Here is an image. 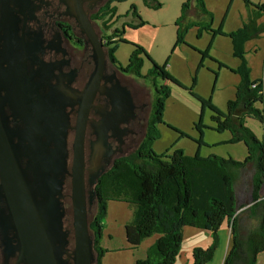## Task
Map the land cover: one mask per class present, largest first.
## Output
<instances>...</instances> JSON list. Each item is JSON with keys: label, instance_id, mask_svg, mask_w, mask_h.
I'll list each match as a JSON object with an SVG mask.
<instances>
[{"label": "trees", "instance_id": "trees-1", "mask_svg": "<svg viewBox=\"0 0 264 264\" xmlns=\"http://www.w3.org/2000/svg\"><path fill=\"white\" fill-rule=\"evenodd\" d=\"M143 1L149 5L148 0ZM190 1H194L199 12L208 16L207 23L186 18ZM155 3L154 6H159L157 1ZM260 10H264V4L248 13L239 28L229 32L233 52L241 59L238 68L241 80L235 86L234 98L227 102L226 112L216 111L211 115L217 131L228 130L231 133L230 142L242 141L246 145V157L242 161L216 154L203 157L199 154L187 155L181 149H175L170 154L155 153L151 143L159 135L157 124L162 122L168 89L166 86L157 87L153 82L155 93L142 142L133 154L117 159L112 167L103 172L94 187L95 212L90 219V229L94 234L97 264H101L105 251L100 239L108 200L133 204L132 218L124 225L125 237L131 246H138L154 233L159 234L148 246L145 257L136 259L135 264H174L180 251L184 226L203 229L211 234L209 245L192 248L191 264H205L213 257L219 242L218 229L223 222L229 228L230 239L222 264H256L257 255L264 251V195H260L264 186V133L258 138L244 124V118L254 117L264 128L261 108L264 75L263 78H249L244 43L264 32V24L257 22ZM131 12L137 13L134 7ZM113 16L117 19L122 16L116 14V7L111 8L104 24ZM137 17L136 23L124 20L120 29L115 28L113 33L117 38L109 42L111 46L107 48L109 59L136 76H152L154 79L160 75L163 79L177 82L165 68L156 64L146 75H141L145 52L139 45L134 46L126 65L115 58L118 41H124V24L134 27L144 23L139 15ZM211 19L212 15L203 0H186L175 22L176 42H183L189 26L197 25L198 34L202 29H208ZM248 169L251 172V201L237 208L235 187Z\"/></svg>", "mask_w": 264, "mask_h": 264}, {"label": "rangeland", "instance_id": "rangeland-1", "mask_svg": "<svg viewBox=\"0 0 264 264\" xmlns=\"http://www.w3.org/2000/svg\"><path fill=\"white\" fill-rule=\"evenodd\" d=\"M155 1L159 6H154ZM185 1L148 0V5L143 0H122L115 4L116 14L122 15L115 27L120 29L124 20L136 23L137 15L144 20L140 26L124 24V41H118L114 51L115 58L120 64L126 65L134 46L139 45L145 52L141 75H146L153 64H156L165 68L177 80L173 82L160 75H156L154 79L152 76L137 79L144 84L148 106L155 93L153 82L157 87L166 86L168 89L162 122L157 124L159 135L151 143L155 153L170 154L175 149H181L187 155L199 154L205 157L216 154L233 156L242 161L247 155L246 145L242 141L230 142L231 133L228 130L217 131L211 115L216 111L226 112L227 102L234 98L235 86L241 80L238 72L241 59L233 52L229 32L242 25L241 13L245 0H203L212 15L209 28L202 29L198 34L197 25L189 26L183 42H176L175 22L181 15V7ZM132 7L137 13L132 14ZM263 16L264 12L261 11L259 19ZM186 18L201 23L208 21V16L199 10L194 15L188 14ZM112 36L114 37V33ZM259 36L244 43V57L250 79L263 78L264 75V51L258 46V42L263 44V38ZM244 124L258 138L262 137L264 128L258 119L247 116ZM242 199L247 202L248 196L243 193ZM65 206L70 211L69 197ZM94 212V204L88 206L89 219ZM132 215L133 204L118 200L107 201L100 239L105 250L100 259L101 264H135L136 258L145 257L148 246L159 236L154 233L138 246H131L125 237L124 225L131 220ZM197 232L202 235H195ZM182 233L181 260L193 246L205 247L212 241L211 234L203 229L184 226ZM218 235L214 258L208 264H215L223 253L227 240L225 235L228 236L226 223L219 227ZM257 256L256 263L264 264V251Z\"/></svg>", "mask_w": 264, "mask_h": 264}, {"label": "water", "instance_id": "water-1", "mask_svg": "<svg viewBox=\"0 0 264 264\" xmlns=\"http://www.w3.org/2000/svg\"><path fill=\"white\" fill-rule=\"evenodd\" d=\"M83 26L98 58L96 71H100L104 55L101 41L88 24ZM44 67L39 69L42 76L48 71ZM14 68L20 71L18 65ZM50 79V75L37 82L17 76L0 79V89L6 91L0 95V238L5 255L17 252L18 261L24 264H97L88 206L95 203L94 187L106 169L104 165L95 167L88 180L92 189L86 192V96ZM95 89V80L91 79L87 90L94 93ZM5 102L16 126L9 124ZM75 103L80 110L69 171L66 107ZM99 129L106 131V127H95L97 134ZM66 174L70 175V211L62 200ZM260 195H264V186ZM67 213L71 223L65 228L63 218Z\"/></svg>", "mask_w": 264, "mask_h": 264}, {"label": "flooded vegetation", "instance_id": "flooded-vegetation-1", "mask_svg": "<svg viewBox=\"0 0 264 264\" xmlns=\"http://www.w3.org/2000/svg\"><path fill=\"white\" fill-rule=\"evenodd\" d=\"M120 1L0 0V79L17 76L37 82L50 75L52 83H63L69 90L82 94L81 97L86 96L84 106H88V111L83 141L86 192L92 189L88 180L95 167L104 165L107 171L117 159L137 150L145 136L152 105L150 99L148 106L144 84L137 80L142 77L119 67L107 54L118 19L113 16L106 24L104 20ZM84 23L101 41L104 55L100 71H96L98 58ZM16 65L20 67L18 72ZM41 66L48 68L43 76ZM91 79L96 84L94 93L87 90ZM5 93L4 88L0 89V95ZM79 110V103L66 107L69 171ZM4 111L9 116V124L16 126L18 123L10 117L7 102ZM95 127H106V131L99 129L97 134ZM69 180L70 175L66 174L64 205L68 200ZM70 223L67 213L63 218L65 228ZM17 255L16 252L6 256L0 238V264H24L18 261Z\"/></svg>", "mask_w": 264, "mask_h": 264}, {"label": "crops", "instance_id": "crops-1", "mask_svg": "<svg viewBox=\"0 0 264 264\" xmlns=\"http://www.w3.org/2000/svg\"><path fill=\"white\" fill-rule=\"evenodd\" d=\"M246 1H248V5H247V2ZM245 2H244V6H245L244 7V10L241 13V17H242L241 24L243 23V21H246L247 16H248V13H250L253 9H257V6L262 7V5L264 4V0H245ZM196 10L197 9H196V7L194 5V1H193V3L189 6L188 14L189 15H194L196 13ZM260 11L264 12V10H260ZM257 22L264 24V16L261 19L258 18L257 19ZM239 26H241V25H239ZM259 37L260 38H263L262 39L263 44L258 42V46L264 51V32H262ZM169 70L171 71V68H169ZM171 73H172V71H171ZM230 138H231V134H230ZM231 157H233V156H231ZM234 159H237V158H234ZM251 189H252V186H251V172H250V169H248V171L246 172V174H244V175H242L240 177V179H239V181H238V183H237V185L235 187V197H236V207L237 208L240 205L246 206V205H248L250 203V201H251ZM243 193H245L248 196V201L247 202H244L243 199H242ZM225 223L226 222H223L220 227H222V225L225 224ZM226 228H228L227 224H226ZM197 234L198 235H202L199 232H197L195 235H197ZM229 235L230 234H229V228H228V236L225 235V237L227 239V240H225L226 241V246L223 249V253L221 254V256L219 257V259L217 260V262L215 264H222L223 263V259L225 257V254L227 252L228 245H229V239H230ZM153 241H152V243H153ZM152 243H150V244H152ZM193 247H195V246H193ZM192 248H190L189 253L187 254V256H184V258L182 260H181V258H182V251L180 249V251H179V253H178L177 257H176V260H175L174 264H191L192 261H193V258H192ZM141 258H144V257H141ZM136 259H138V258H136ZM210 261L206 262L205 264H208Z\"/></svg>", "mask_w": 264, "mask_h": 264}, {"label": "built area", "instance_id": "built-area-1", "mask_svg": "<svg viewBox=\"0 0 264 264\" xmlns=\"http://www.w3.org/2000/svg\"><path fill=\"white\" fill-rule=\"evenodd\" d=\"M253 86H254V84H253ZM261 94H262L261 108L263 109V113H264V82H263V86L261 89Z\"/></svg>", "mask_w": 264, "mask_h": 264}]
</instances>
